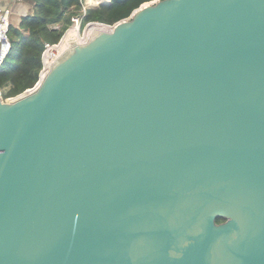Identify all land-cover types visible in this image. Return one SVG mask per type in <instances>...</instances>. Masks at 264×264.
<instances>
[{
  "label": "water",
  "instance_id": "95a60500",
  "mask_svg": "<svg viewBox=\"0 0 264 264\" xmlns=\"http://www.w3.org/2000/svg\"><path fill=\"white\" fill-rule=\"evenodd\" d=\"M95 23L0 90V264H264V0Z\"/></svg>",
  "mask_w": 264,
  "mask_h": 264
},
{
  "label": "trees",
  "instance_id": "16d2710c",
  "mask_svg": "<svg viewBox=\"0 0 264 264\" xmlns=\"http://www.w3.org/2000/svg\"><path fill=\"white\" fill-rule=\"evenodd\" d=\"M31 1L36 8L34 13L24 16L20 27H10L12 47L0 67V87H7L5 97L18 95L36 84L43 67L45 42H59L71 23V18L83 9L81 0ZM157 1L159 0L98 1L99 5L88 8L84 19L89 22L117 24Z\"/></svg>",
  "mask_w": 264,
  "mask_h": 264
},
{
  "label": "built area",
  "instance_id": "2783aa9c",
  "mask_svg": "<svg viewBox=\"0 0 264 264\" xmlns=\"http://www.w3.org/2000/svg\"><path fill=\"white\" fill-rule=\"evenodd\" d=\"M12 1H18V0H12ZM81 1L83 4L82 12L80 14L73 16L74 17L73 24L71 25V27L67 29V31L64 33L60 41L57 43L45 42V49L43 51V67L41 69L38 81L31 88H34L35 86H37L38 82L45 75V73L49 70V59H48L49 54L52 52H58L62 48L61 45L63 41L65 40L66 35L69 30H71L72 28L78 30V38L76 39V41L79 43L85 42L86 35H87V32H86L87 28H85L84 35L82 34L81 36L80 32H81L82 21L85 18L88 8H87V5L85 4V0H81ZM11 12L12 10L9 7L0 12V67L5 62L8 54L10 53L11 47H12V39L10 36V27L12 25ZM0 90L2 91L1 87H0Z\"/></svg>",
  "mask_w": 264,
  "mask_h": 264
},
{
  "label": "crops",
  "instance_id": "0c3cea01",
  "mask_svg": "<svg viewBox=\"0 0 264 264\" xmlns=\"http://www.w3.org/2000/svg\"><path fill=\"white\" fill-rule=\"evenodd\" d=\"M87 1H89V3ZM105 1L109 2L111 0H105ZM85 4L87 5V8H90V7H95L100 3L96 0H85ZM8 7L11 8L12 10L11 12L12 25L16 27H20V23L24 16L32 14L36 10L35 5L31 0H18V1L0 0V12L7 9Z\"/></svg>",
  "mask_w": 264,
  "mask_h": 264
},
{
  "label": "rangeland",
  "instance_id": "374dc122",
  "mask_svg": "<svg viewBox=\"0 0 264 264\" xmlns=\"http://www.w3.org/2000/svg\"><path fill=\"white\" fill-rule=\"evenodd\" d=\"M98 1H102V2H106L105 0H98ZM81 13V12H80ZM79 13V14H80ZM73 18L74 17H72L71 18V23L68 25V27L66 28V30H65V32L67 31V29L69 28V27H71V25L73 24ZM89 23V21H86L85 19L82 21V25H81V36H82V34L84 35V32H85V28H86V25ZM63 24V23H62ZM64 25V24H63ZM95 27H97V26H95ZM94 27H91V29H90V27H88L86 30H87V32L88 31H91L92 29H93ZM2 89V96H3V99L4 100H7V101H9V100H11V99H14V98H16L17 96H19L20 94H22V93H20V94H18V95H15V96H10V97H5L4 96V93L6 92V90H7V87H2L1 88Z\"/></svg>",
  "mask_w": 264,
  "mask_h": 264
},
{
  "label": "bare ground",
  "instance_id": "6f19581e",
  "mask_svg": "<svg viewBox=\"0 0 264 264\" xmlns=\"http://www.w3.org/2000/svg\"><path fill=\"white\" fill-rule=\"evenodd\" d=\"M95 26H97V27H95ZM89 27H90V29H91V27H94L91 31H88V32H92V31H94L95 29H102V28H106V27H108V26H107V25H104V24H100V23H95V24L90 25ZM73 31L76 32V39H77V38H78V30H76V29H74V28H72L71 30L68 31V33H67V35H66V38H67V37H68ZM86 32H87V30H86ZM88 32H87V33H88ZM66 38H65V39H66ZM81 41H82V40H81ZM64 42H65V40L63 41L61 47H63ZM76 42H77V41H76ZM77 43H79V42H77ZM80 43H83V42H80Z\"/></svg>",
  "mask_w": 264,
  "mask_h": 264
}]
</instances>
